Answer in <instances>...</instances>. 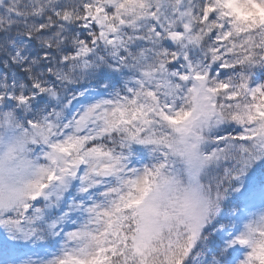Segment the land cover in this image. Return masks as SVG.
Returning <instances> with one entry per match:
<instances>
[{"label":"snow or ice","instance_id":"1","mask_svg":"<svg viewBox=\"0 0 264 264\" xmlns=\"http://www.w3.org/2000/svg\"><path fill=\"white\" fill-rule=\"evenodd\" d=\"M0 264H264V0H0Z\"/></svg>","mask_w":264,"mask_h":264}]
</instances>
